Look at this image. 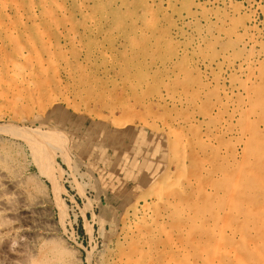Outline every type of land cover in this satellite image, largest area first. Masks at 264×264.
Returning <instances> with one entry per match:
<instances>
[{"label": "rangeland", "instance_id": "rangeland-1", "mask_svg": "<svg viewBox=\"0 0 264 264\" xmlns=\"http://www.w3.org/2000/svg\"><path fill=\"white\" fill-rule=\"evenodd\" d=\"M105 1L0 0L2 168L47 199L66 264H113L123 253L130 264H262V240L254 251L239 234L249 239L264 230V127L247 109L264 101L258 87L264 84V0ZM241 54L252 55L253 69L238 70ZM253 87L263 101L254 99ZM244 108L254 117L248 120ZM156 193L177 202L179 211L159 205ZM145 207L159 221H149ZM221 227L238 236L213 239Z\"/></svg>", "mask_w": 264, "mask_h": 264}, {"label": "bare ground", "instance_id": "bare-ground-1", "mask_svg": "<svg viewBox=\"0 0 264 264\" xmlns=\"http://www.w3.org/2000/svg\"><path fill=\"white\" fill-rule=\"evenodd\" d=\"M3 1V0H2ZM99 1V0H98ZM107 1V0H106ZM105 1V2H106ZM147 1V0H146ZM18 2V1H17ZM55 2H57V1H55ZM54 2V3H55ZM82 2V1H81ZM194 2V1H193ZM9 3V2H8ZM12 3V2H11ZM115 3V2H114ZM82 4H83V2H82ZM108 4V3H107ZM198 4H199V2H198ZM201 4V3H200ZM5 5V4H4ZM42 5V4H41ZM44 5V4H43ZM86 5V4H85ZM85 5H82V6H85ZM189 5V4H188ZM29 6V5H28ZM87 6V5H86ZM192 6V5H191ZM12 7V6H11ZM57 7H59V6H57ZM62 7V6H61ZM60 7V8H61ZM76 7V6H75ZM78 7H79V5H78ZM77 7V8H78ZM189 8H190V5L188 6ZM222 7V6H221ZM80 8V7H79ZM131 8V7H130ZM150 8H151V6H150ZM227 8V7H226ZM25 9V8H24ZM34 9V8H33ZM32 9V10H33ZM196 9V8H195ZM0 10H1V6H0ZM30 10V9H29ZM81 10H83V9H81ZM197 10V9H196ZM225 10V9H224ZM9 11V10H8ZM41 11V10H40ZM59 11H60V9H59ZM78 11H79V9H78ZM149 11H151V10H149ZM199 11V10H198ZM226 11V10H225ZM231 11V10H230ZM62 12V11H61ZM80 12V11H79ZM102 12H104V11H102ZM143 12V11H142ZM145 12V11H144ZM160 12V11H159ZM162 12V11H161ZM191 12V11H190ZM229 12V11H228ZM33 13V12H32ZM40 13V12H39ZM192 13V12H191ZM210 13V12H209ZM104 14V13H103ZM181 14V13H180ZM206 14V13H205ZM11 15V14H10ZM22 15V14H21ZM4 16V15H3ZM82 16H83V14H82ZM160 16V15H159ZM191 16H192V14H191ZM211 16V15H210ZM17 17V16H16ZM29 17H30V15H29ZM29 17H27L28 19H29ZM83 17H85V16H83ZM193 17V16H192ZM198 17V16H197ZM209 17V16H208ZM32 18V17H31ZM86 18V17H85ZM84 18V19H85ZM132 18V17H131ZM185 18V17H184ZM195 18V17H194ZM62 19H64V18H62ZM66 19V18H65ZM92 19V18H91ZM150 19V18H149ZM181 19V18H180ZM192 19V18H191ZM221 19V18H220ZM224 19V18H223ZM34 20V19H33ZM133 20V19H132ZM137 20V19H136ZM142 20V19H141ZM176 19H174V21H175ZM199 20V19H198ZM18 21V20H17ZM39 21V20H38ZM69 21V20H68ZM169 21V20H168ZM203 21V20H202ZM34 22V21H33ZM57 22V21H56ZM64 22V21H63ZM80 22H81V20H80ZM139 22V21H138ZM171 22H172V20H171ZM190 22V21H189ZM35 23V22H34ZM49 23H50V21H49ZM76 23H78V22H76ZM83 23V22H82ZM144 23H145V21H144ZM148 23V22H147ZM146 23V24H147ZM161 23V22H160ZM216 23H218V22H216ZM142 24H143V22H142ZM190 24V23H189ZM15 25V24H14ZM65 25V24H64ZM145 25V24H144ZM179 25V24H178ZM205 26V25H204ZM212 26V25H211ZM214 26V25H213ZM238 26V25H237ZM250 26V25H249ZM32 27V26H31ZM50 27V26H49ZM54 27H56V26H54ZM53 27V28H54ZM73 27V26H72ZM203 27V26H202ZM201 27V28H202ZM243 28H244V31L246 32V28L245 27H247V26H242ZM25 28V27H24ZM43 28V27H42ZM71 28V27H70ZM139 28H141V27H139ZM143 28V27H142ZM142 28H141V30H142ZM1 29V28H0ZM125 29H126V27H125ZM159 29V28H158ZM161 29V28H160ZM178 29V28H177ZM241 29V28H240ZM248 29V28H247ZM9 30V29H8ZM41 30V29H40ZM49 30V29H48ZM68 30H70V29H68ZM67 30V31H68ZM237 30V29H236ZM4 31V30H3ZM18 31V30H17ZM27 31H28V29H27ZM52 31V30H51ZM72 31H74V30H72ZM235 31V30H234ZM240 31V30H239ZM48 32V31H47ZM77 32V31H76ZM139 32V31H138ZM142 32H143V30H142ZM146 32V31H145ZM170 32V31H169ZM236 32V31H235ZM252 32V31H251ZM24 33V32H23ZM71 33V32H70ZM137 33V32H136ZM213 33V32H212ZM246 33H248V32H246ZM16 34V33H15ZM41 34V33H40ZM74 34V33H73ZM72 34V36H74ZM76 34V33H75ZM78 34V33H77ZM201 33H199V35H200ZM215 34H216V32H215ZM14 35V34H13ZM48 35V34H47ZM54 35V34H53ZM53 35H52V37H53ZM85 35V34H84ZM127 35H129V34H127ZM232 35V34H231ZM236 35H238V34H236ZM247 35V34H246ZM67 36H68V34H67ZM76 36V35H75ZM223 36V35H222ZM262 36V35H261ZM48 37V36H47ZM51 37V38H52ZM144 37V35H142V38ZM166 37V36H165ZM172 37V36H171ZM223 37H226V36H223ZM248 37V36H247ZM54 38V37H53ZM71 38V37H70ZM75 38V37H74ZM118 38V37H117ZM220 38H222V37H220ZM233 38V37H232ZM231 38V39H232ZM245 38V37H244ZM47 39V38H46ZM46 39H45V41H46ZM56 39V38H55ZM55 39H53V41L55 40ZM187 39V38H186ZM243 39V38H242ZM249 39V38H248ZM251 39H252V36H251ZM259 39V38H258ZM4 40V39H3ZM13 40V39H12ZM44 40V39H43ZM48 40V39H47ZM50 40V39H49ZM72 40V39H71ZM194 40V39H193ZM211 40V39H210ZM213 40V39H212ZM218 40V39H217ZM51 41V40H50ZM57 41V40H56ZM244 41V40H243ZM18 42V41H17ZM41 42H43V41H41ZM217 42V41H216ZM216 42H215V44H216ZM219 42V41H218ZM256 41H254V43H255ZM260 42V41H259ZM5 43V42H4ZM16 43V42H15ZM118 43V42H117ZM155 43V42H154ZM221 43V42H220ZM242 43H244V42H242ZM246 43V42H245ZM252 43V42H251ZM7 44V43H6ZM29 44V43H28ZM45 44V43H44ZM51 44H52V42H51ZM54 44V43H53ZM52 44V45H53ZM133 44V43H132ZM156 44V43H155ZM154 44V45H155ZM16 45V44H15ZM27 45V44H26ZM134 45V44H133ZM242 45V44H241ZM47 46H49V43L47 42ZM106 46V45H105ZM143 46V45H142ZM33 47H34V45H33ZM97 47V46H96ZM137 47V46H136ZM154 47V46H153ZM177 47V46H176ZM253 47V46H252ZM16 49V50H14L15 51V55L17 54L18 56H20V57H22V58H25V57H27L26 55H24V53H23V51H22V49L21 48H26V47H21V48H17V47H13V49ZM28 48H29V46H28ZM36 48V47H35ZM49 47H47V49H48ZM140 48V47H139ZM197 48H199V45H198V47ZM209 48V47H208ZM4 49V48H3ZM38 48H36V51L38 52L39 51V49L37 50ZM51 49V48H50ZM52 49H53V46H52ZM223 49V48H222ZM248 49V48H247ZM262 49V48H261ZM33 50V49H32ZM45 50V49H44ZM120 50V49H119ZM190 50V49H189ZM210 50V49H209ZM224 50V49H223ZM235 50V49H234ZM249 50V49H248ZM257 50V49H256ZM49 51L51 52V50H48L47 52L49 53ZM99 51V50H98ZM182 51V50H181ZM185 51V50H184ZM227 51H229V50H227ZM247 51V50H246ZM246 51H244V52H246ZM32 52V51H31ZM46 52V51H45ZM230 52V51H229ZM232 52V51H231ZM251 52H253L252 50H251ZM33 53H35V52H33ZM152 53V52H151ZM26 54H27V52H26ZM37 54V53H36ZM44 54V53H43ZM46 54V53H45ZM245 54V53H244ZM248 54V53H247ZM246 54V55H247ZM251 54V53H250ZM28 55V54H27ZM38 55V54H37ZM50 55H51V53H50ZM53 55V54H52ZM102 55V54H101ZM226 55V54H225ZM246 55H244V56H246ZM252 55H253V53H252ZM252 55H249L250 57L252 56ZM258 55V54H257ZM30 56L32 57V56H34V55H31L30 54ZM39 56V55H38ZM47 56V55H46ZM112 56V55H111ZM110 55H109V57H111ZM125 56V55H124ZM223 56H224V54H223ZM242 56V54L240 55V57ZM248 55H247V57H243V58H240L241 60H240V62L238 61V62H236L238 65V70L240 71V72H243L244 71V68L246 69L247 67H250L249 65H250V59L248 58L249 57ZM9 57V56H8ZM37 57V56H36ZM49 57V56H48ZM48 57H47V59H48ZM103 57V56H102ZM200 57V56H199ZM222 57V56H221ZM232 57V56H231ZM237 57V56H236ZM29 58V57H28ZM34 58V57H33ZM124 58V57H123ZM133 58V57H132ZM131 58V59H132ZM253 58H256V56L255 57H253ZM32 59V58H31ZM40 59V58H39ZM51 59V58H50ZM155 59V58H154ZM206 59V58H205ZM236 59H238V58H236ZM27 60V59H26ZM29 60H30V58H29ZM36 60V59H35ZM42 59H40V61H41ZM136 60V59H135ZM232 60V59H231ZM230 60V61H231ZM255 60H257V59H255ZM51 61V60H50ZM214 61V60H213ZM229 61V64L231 63ZM236 61V60H235ZM12 62V61H11ZM15 62V61H14ZM28 62V61H27ZM32 62H34V60L32 61ZM36 62H39L38 60H36ZM36 62H35V64H36ZM130 62V61H129ZM255 62V61H254ZM257 62V61H256ZM21 63V62H20ZM148 63V62H147ZM233 63H234V60H233ZM244 63L246 64L245 65V67H243L244 66ZM28 64H30V62L28 63ZM262 64V63H261ZM17 65V64H16ZM15 65V66H16ZM18 65H19V63H18ZM27 65V64H26ZM149 65V64H148ZM193 65V64H192ZM259 65H260V63H259ZM259 65H258V67H259ZM14 66V65H13ZM20 66V65H19ZM31 66V65H30ZM41 66V65H40ZM44 66V65H43ZM255 66V65H254ZM261 66V65H260ZM263 66V65H262ZM21 67V66H20ZM23 67V66H22ZM164 67H166V66H164ZM214 67V66H213ZM257 67V68H258ZM264 67V66H263ZM1 68V67H0ZM12 68V67H11ZM16 68V67H15ZM36 68V67H35ZM44 68V67H43ZM148 68V67H147ZM233 68H235V67H233ZM250 68H252V66L250 67ZM249 68V69H250ZM257 68H256V70H257ZM21 69H23V68H21ZM25 69H27V68H25ZM30 69V68H29ZM45 69V68H44ZM192 69V68H191ZM228 69H230V68H228ZM253 69V68H252ZM251 69V70H252ZM34 70V69H33ZM38 69H36L35 70V72L34 73H36V71H37ZM126 70H127V68H126ZM235 70V69H234ZM247 70V69H246ZM261 70H264V69H262V67H261ZM2 71H3V69H2ZM11 71H13V69L11 70ZM250 70H248V71H246V72H249ZM259 71H260V69H259ZM26 73H27V71H25ZM32 72V71H31ZM151 72V71H150ZM182 72V71H181ZM17 73V72H16ZM24 73V72H23ZM54 73V72H53ZM58 73V72H57ZM56 73V74H57ZM122 73V72H121ZM217 73V72H216ZM250 73H251V71H250ZM250 73L248 74V75H250ZM262 73V72H261ZM10 73H8V75H9ZM29 74H30V72H29ZM32 74V73H31ZM30 74V75H31ZM234 74H236V73H234ZM241 74V73H240ZM245 74V73H244ZM257 74H258V72H257ZM255 74V76H254V74H253V76L254 77H256L257 78V76L259 75L260 76V74ZM263 74V73H262ZM261 74V76H263ZM17 75H18V73H17ZM33 75V74H32ZM122 75V74H121ZM132 75V74H131ZM228 75V74H227ZM238 75H239V73H238ZM246 75H247V73H246ZM245 75V76H246ZM252 75V74H251ZM12 76V75H11ZM19 76V75H18ZM35 76V75H34ZM38 76V75H37ZM150 76V75H149ZM185 76V75H184ZM244 76V75H243ZM13 77V76H12ZM20 79H27L28 78V75H27V78L25 77V74H21L20 76ZM56 77V76H55ZM126 77V76H125ZM133 77V76H132ZM197 77V76H196ZM217 77V76H216ZM235 77V76H234ZM253 77V78H254ZM264 77V76H263ZM17 78V77H16ZM198 78V77H197ZM200 78V77H199ZM36 79H38V78H36ZM54 79V78H53ZM57 79V81L59 80V78H55V80ZM135 79H136V77H135ZM214 79V78H213ZM259 79V78H258ZM261 79V78H260ZM259 79V80H260ZM158 80V79H157ZM211 80V79H210ZM216 80V79H215ZM247 80V79H246ZM16 81V80H15ZM29 82V84H30V80H28ZM255 81V80H254ZM23 82H24V80H23ZM130 82H132V81H130ZM147 82V81H146ZM198 82V81H197ZM205 82V81H204ZM231 82V81H230ZM229 82V83H230ZM245 82V81H244ZM251 84H253L252 82H251V80L249 81ZM25 83H26V80H25ZM38 83V82H37ZM44 83V82H43ZM60 83V82H59ZM214 83V82H213ZM228 83V84H229ZM255 83V82H254ZM256 83L258 84V81H256ZM45 84H47V83H45ZM146 84H148V82L146 83ZM171 84V83H170ZM179 84V83H178ZM177 84V85H178ZM262 84V83H261ZM260 83H259V86L258 87H260V89H262L263 90V87H264V84H262L261 85ZM14 85V84H13ZM28 85V84H27ZM33 85V84H32ZM176 85V86H177ZM192 85V84H191ZM199 85V84H198ZM217 85H219V84H217ZM244 86H245V83L243 84ZM242 85V86H243ZM248 85H250V84H248ZM18 86V85H17ZM29 86V85H28ZM207 86V85H206ZM236 86V85H235ZM243 86V87H244ZM247 86V85H246ZM11 87V86H10ZM139 87V86H138ZM196 87V86H195ZM220 87V86H219ZM249 87V86H248ZM16 88V87H15ZM192 88V87H191ZM213 88H214V86H213ZM245 88V87H244ZM23 89V88H22ZM172 89V88H171ZM185 88H183V89H181V90H184ZM211 89V88H210ZM215 89V88H214ZM231 89V88H230ZM243 89V88H242ZM253 89H254V87H253ZM256 89H257V87H256ZM256 89H254L253 90V92L254 91H256L255 92V94H254V99H255V96L257 97V98H259V95H257V92L258 91H260L259 90V88H258V91L256 90ZM14 90V89H13ZM27 90H28V88H27ZM195 90V89H194ZM193 90V91H194ZM244 90V89H243ZM245 90L247 91V88H245ZM244 90V91H245ZM32 90H30V92H31ZM192 91V92H193ZM131 92V91H130ZM189 92H191V91H189ZM230 92H231V90H230ZM239 92V91H238ZM248 92H249V89H248ZM262 92V91H261ZM206 93V92H205ZM214 93V92H213ZM237 93V92H236ZM250 93V92H249ZM150 94V93H149ZM152 94V93H151ZM192 94V93H191ZM194 94V93H193ZM212 94V93H211ZM220 94V93H219ZM258 94H260L259 92H258ZM197 95V94H196ZM200 95V94H199ZM208 95V94H207ZM222 95V94H221ZM220 95V96H221ZM227 95V94H226ZM234 95V94H233ZM247 97H248V94L246 93L245 94ZM130 96V95H129ZM148 96V95H147ZM150 96V95H149ZM236 96V95H235ZM225 97V96H224ZM246 97V98H247ZM250 97H251V95H250ZM250 97H249V100L248 99H246V101L248 100V102L250 103L251 101H252V98L250 99ZM211 98V97H210ZM223 98V97H222ZM260 98H262V96L260 95ZM259 98V100H262L263 101V98L262 99H260ZM217 99V98H216ZM232 99H234L233 97H232ZM240 99V98H239ZM242 99V98H241ZM253 99V100H254ZM36 100V99H35ZM227 100V99H226ZM236 100V99H235ZM257 100V99H256ZM240 101V100H239ZM242 101H244L245 103H246V101L245 100H242ZM136 102V101H135ZM218 102V101H217ZM220 102V101H219ZM217 103V105L218 104H220V103ZM243 102V103H244ZM247 102V103H248ZM36 103V102H35ZM163 103V102H162ZM246 103V104H247ZM263 103H264V101L262 102V103H259L258 101H255L254 103H252L251 102V104H250V107L251 106H253V107H255V108H247L249 111L250 110H253V112H254V114H255V116H257V117H255V118H257V121L258 122H261V124L260 125H262L263 127H264V106H263ZM202 104V103H201ZM230 105H231V103H229ZM147 105V104H146ZM211 106V105H210ZM228 106V105H227ZM235 106V105H234ZM244 107H246V106H244ZM226 108H228V107H226ZM187 109V108H186ZM246 109V111H245V108H244V111L245 112H243L242 111V113H245V115H246V113H247V110ZM11 110H13V109H11ZM237 110H239V109H237ZM258 110V111H257ZM228 111V110H227ZM12 112H14V111H12ZM231 112V111H230ZM209 115V114H208ZM240 115V114H239ZM222 116V115H221ZM254 117V115L252 114V115H246V118L249 120L250 119V117L251 118H253ZM208 118V117H207ZM252 120V119H251ZM250 120V121H251ZM253 121V120H252ZM255 123H256V121H255ZM230 124V123H229ZM258 124V123H257ZM258 126V125H257ZM171 127V126H170ZM256 127V126H255ZM189 128V127H188ZM218 128V127H217ZM256 128H258V127H256ZM206 129V128H205ZM214 129V128H213ZM232 129V128H231ZM245 129V128H244ZM264 129V128H263ZM224 130V129H223ZM202 131V130H201ZM256 131H258V130H256ZM255 131V132H256ZM173 132H176V134H177V131H173ZM218 133V132H217ZM230 133V132H229ZM239 133V132H238ZM256 133H258V132H256ZM261 133V132H260ZM179 134V133H178ZM245 134V133H244ZM263 134V133H262ZM200 136V135H199ZM245 136V135H244ZM205 138V137H204ZM225 140V139H224ZM243 140V139H242ZM189 141H190V139H189ZM243 143H244V141H243ZM260 143H262V141L260 142ZM244 146V145H243ZM263 146V145H262ZM250 147V146H249ZM198 148V147H197ZM264 148V147H263ZM263 148H262V150H263ZM1 149H4V148H0V150ZM4 150H7V149H4ZM3 150V151H4ZM9 150V149H8ZM243 150V149H242ZM246 151H248V149L246 150ZM7 152V151H6ZM228 152V151H227ZM233 152V151H232ZM4 153V152H3ZM237 153V152H236ZM242 153H243V151L241 152V155H242ZM0 154H2V153H0ZM19 154V153H18ZM175 154V153H174ZM194 154V153H193ZM5 155V154H4ZM209 155V154H208ZM0 157H1V155H0ZM5 157V156H4ZM9 157V156H8ZM10 158V157H9ZM12 158V157H11ZM242 158V157H241ZM250 159V158H249ZM10 160V159H9ZM213 162V161H212ZM4 163H5V159L4 160H1L0 159V264H66L67 262H66V260L64 259V258H66V257H63V252L65 251L64 249V251L63 250H61V248L57 245V242L58 243H60L59 241H55V239H53V237H54V235H52L53 234V232H52V230H53V225H51V218L49 217V214H47L48 212L47 211H45L46 210V205L44 206L43 204H44V202L46 201L47 202V199L45 200L43 197L41 198V197H37V196H35V195H33L32 193V195L30 194V190H27V188H26V186L22 183V181L19 179V177L18 176H16V175H13L12 173H9L8 172V167L6 168L7 170L5 171L2 167L4 166ZM14 163V162H13ZM10 164H11V162H10ZM6 165H8V164H6ZM13 165V164H12ZM191 165V164H190ZM9 166H11V165H9ZM14 166V165H13ZM40 166V165H39ZM215 166V165H214ZM218 167V166H217ZM189 168V167H188ZM213 168V167H212ZM10 169V168H9ZM220 169H222V168H220ZM220 169H218L219 171H220ZM239 168H237V170H238ZM246 169V168H245ZM39 170L41 171V167H39ZM12 171V170H11ZM223 172L225 173V171L223 170ZM222 172V173H223ZM166 173V172H165ZM228 173V172H227ZM227 173H225V175L227 174ZM232 173V172H231ZM237 173H238V171H237ZM14 174H16L15 173V171H14ZM229 174V173H228ZM216 175V174H215ZM232 175V174H231ZM230 175V176H231ZM26 177V176H25ZM224 177V176H223ZM229 177V176H228ZM228 177L226 178L227 180H228ZM232 177V176H231ZM234 177V176H233ZM221 178V177H220ZM237 178V177H236ZM224 179V178H223ZM231 179V178H230ZM234 179V178H233ZM232 179V180H233ZM232 181H230V183H231ZM235 182H236V179H235ZM234 182V183H235ZM231 184H233V183H231ZM235 187V186H234ZM172 188V187H171ZM204 188V187H203ZM233 188V187H232ZM231 188V189H232ZM156 189V188H155ZM205 190V189H204ZM228 190H230V188L228 189ZM203 191V190H202ZM204 192V191H203ZM232 193V192H231ZM209 194V193H208ZM213 194H215L214 192H213ZM227 194H228V192H227ZM156 195V197H157V201H159L160 203H159V205L162 203V204H164V205H166L167 206V208L169 209V210H175L176 209V207H178V203L177 202H172V201H170V198L168 199V198H166V197H163V196H161L159 193H156L155 194ZM43 196V195H42ZM214 196V195H213ZM228 196V195H227ZM226 196V197H227ZM205 197V196H204ZM207 198V197H206ZM208 198L210 199V197L208 196ZM207 198V199H208ZM228 198V197H227ZM231 198V197H230ZM235 198V197H234ZM239 199V198H238ZM206 200V199H205ZM230 200V199H229ZM174 201V200H173ZM216 201V200H215ZM233 201H236V200H233ZM45 202V203H46ZM211 202V201H210ZM226 202H227V200H226ZM225 202V203H226ZM255 202H258V201H255ZM214 203V202H213ZM228 203V202H227ZM244 203V202H243ZM242 203V204H243ZM231 204H235V203H230V205ZM127 205H129V204H127ZM177 205V206H176ZM193 205V204H192ZM225 205V204H224ZM236 205V204H235ZM249 205V204H248ZM264 205V204H263ZM183 206V205H182ZM217 206V205H216ZM215 206V207H216ZM226 206V205H225ZM228 206V205H227ZM226 206V207H227ZM245 206V205H244ZM259 205H257L256 207H258ZM140 207V206H139ZM208 207V206H207ZM212 207V205L210 206V208ZM225 207V208H226ZM234 207V206H233ZM255 207V208H256ZM260 207H262V205H260ZM180 208H181V206H180ZM179 208V209H180ZM210 208H207V209H210ZM214 208V207H213ZM224 208V209H225ZM228 208V207H227ZM232 208V207H231ZM235 208V207H234ZM245 208H246V211H251V210H253V209H251V207H249V206H245ZM149 208L147 207H145L144 208V214L143 215H145V217L149 220V221H153V222H157V221H159V217L161 216L160 214H154L152 211H146V210H148ZM196 209V208H195ZM206 209V210H207ZM215 209H217V207L215 208ZM229 209V208H228ZM236 209V208H235ZM257 210H261V209H258V208H256ZM255 209V210H256ZM263 209H264V207H263ZM127 210V209H126ZM142 210V209H141ZM176 210H178V209H176ZM192 210V209H191ZM194 210V209H193ZM211 210H213V209H211ZM226 210V209H225ZM234 210V209H233ZM232 210V211H233ZM179 211V210H178ZM178 211H177V213H178ZM185 211V210H184ZM228 211V210H227ZM195 212V211H194ZM208 212H210V210L209 211H207V213H205V214H208ZM226 211H223V213H225ZM253 212V211H252ZM255 212V211H254ZM51 213V212H50ZM174 213H176V211H174ZM173 213V215H175ZM189 213V212H188ZM196 213V212H195ZM194 213V214H195ZM198 213V212H197ZM220 213V212H219ZM218 213V214H219ZM226 213H228L229 214V212H226ZM233 213V212H232ZM181 214V213H180ZM184 214V213H183ZM190 214H191V212H190ZM236 215H237V213H235ZM198 215V214H197ZM210 215V214H209ZM221 215V214H220ZM233 215H234V213H233ZM235 215V216H236ZM239 216H240V214H238ZM263 215H264V213H263ZM263 215H260L259 214V216H263ZM188 216V215H187ZM200 216V215H199ZM256 217H255V219H257V215H255ZM258 216V217H259ZM177 217V216H176ZM189 217H190V219H192L191 217V215H189ZM195 216L193 215V218H194ZM197 218H199L198 216H196ZM211 217V216H210ZM238 217V216H237ZM140 218H141V216H140ZM175 218V217H174ZM208 218V217H207ZM260 218V217H259ZM263 218V217H262ZM164 219V218H163ZM178 219L179 218H176V220L178 221ZM200 220V222L202 221V217H201V219H199ZM205 220V219H204ZM210 220V219H209ZM258 220V219H257ZM193 221V220H192ZM244 221V220H243ZM176 222V221H175ZM184 222V221H183ZM182 222V223H183ZM188 222V221H187ZM194 222H195V219H194ZM205 222V221H204ZM229 222V221H228ZM247 222V221H246ZM259 222V221H258ZM257 222V224H259ZM181 223V224H182ZM198 223H199V221H198ZM202 223V222H201ZM201 223H200V227L202 226L201 225ZM215 223V222H214ZM220 223V222H219ZM239 223V222H238ZM245 223V222H244ZM163 224V223H162ZM176 224V223H175ZM178 224V223H177ZM184 224H186L185 222H184ZM188 224V223H187ZM186 224V225H187ZM194 224V223H193ZM196 224H197V222H196ZM231 225H233L232 223H230ZM243 224V223H242ZM256 224V225H257ZM134 225H136V224H134ZM160 225V224H159ZM190 224H188V226H189ZM192 225V224H191ZM209 225V224H208ZM235 225V224H234ZM255 225V226H256ZM263 225V224H262ZM157 226V225H156ZM171 226H173L172 224H171ZM180 226V225H179ZM184 226V225H183ZM193 226V225H192ZM198 226V228H200L199 227V225H197ZM204 226V225H203ZM206 226V225H205ZM236 226V225H235ZM234 226V227H235ZM241 226V225H240ZM159 227V226H158ZM210 227V226H209ZM227 227V226H226ZM230 228H231V226H229ZM55 228V227H54ZM142 228H144V227H142ZM156 228V227H155ZM160 228H162V226H160ZM177 228V227H176ZM180 228V227H179ZM197 228V229H198ZM203 228H205V227H203ZM236 228V227H235ZM264 228V227H263ZM145 229V228H144ZM166 229V228H165ZM174 229V228H173ZM185 229V228H184ZM191 229H193L194 230V227L192 228L191 227ZM197 229H195V230H197ZM216 229V228H215ZM236 229H238V228H236ZM242 229V228H241ZM254 229V228H253ZM259 229V228H258ZM135 230V229H134ZM180 230V229H179ZM202 230V229H201ZM208 230V229H207ZM231 230V229H230ZM229 230V231H230ZM38 231H40L39 233H37ZM54 231V230H53ZM129 231V230H128ZM140 231H142V230H140ZM140 231H138V232H140ZM165 231V230H164ZM170 231V230H169ZM175 231H177V230H175ZM199 231H200V229H199ZM213 231V230H212ZM233 231H234V229H233ZM127 232V231H126ZM171 232V231H170ZM203 232V231H202ZM202 232H200V234L202 233ZM205 232V231H204ZM215 233L213 234V239L214 238H218L217 240L220 242L221 240L224 242L225 241V239H227L226 237H228L229 235V238H231L230 239V242H231V240H232V237H234L236 234H233L232 232H230V234H228L227 233V231L225 230V228H220L219 230H217V231H214ZM235 232V231H234ZM249 232V231H248ZM140 233H142V232H140ZM161 233H163V231H161ZM173 233V232H172ZM176 233V232H175ZM236 233V232H235ZM251 233V232H250ZM165 235H166V232L164 233ZM163 234V235H164ZM209 234V233H208ZM211 234V233H210ZM133 235V234H132ZM138 235V234H137ZM170 235V234H169ZM204 235V234H203ZM253 235L254 236H257V237H252V238H254V240H251V241H249V239L251 238V237H249V239L247 238V237H245V238H247V239H245L244 238V236H243V234H239V237H240V239H239V241H242V244L244 243V245H247V246H252L253 247V250L255 251V249H254V247H256V244L258 243L259 244V240L261 239L262 241H261V243H264L263 241H264V230L263 229H261V230H255L254 231V233H253ZM140 236V235H139ZM175 236V235H174ZM196 236V235H195ZM202 236V235H201ZM236 236H238V234L236 235ZM135 237V236H134ZM142 237H144V235L142 236ZM165 237V236H164ZM172 237V236H171ZM171 237L169 238V239H171ZM137 238V237H136ZM160 238V237H159ZM203 238V237H202ZM238 238V237H237ZM236 238V239H237ZM251 238V239H252ZM154 239V238H153ZM164 239V238H163ZM165 239H166V237H165ZM175 239V238H174ZM135 240V239H134ZM134 240H132V242L131 243H133V241ZM138 240V239H137ZM183 240V239H182ZM216 240V239H215ZM229 240V239H228ZM233 240H234V238H233ZM172 241H174V240H172ZM171 241V242H172ZM177 241V240H176ZM211 241V240H210ZM127 242V241H126ZM182 242H185V240L184 241H182ZM181 242V243H182ZM233 243H234V241H232ZM199 243H201V242H199ZM226 243V242H225ZM232 243V245H234ZM134 244V243H133ZM139 244V243H138ZM137 244V245H138ZM144 244L146 245L147 243L146 242H144ZM143 243H142V245H144ZM152 244H153V242H152ZM174 244V243H173ZM176 244V243H175ZM183 244H185V243H183ZM241 244V243H240ZM239 244V245H240ZM241 244V245H242ZM120 245V244H119ZM130 245V244H129ZM160 245V244H159ZM169 245V244H168ZM241 245H240V247H241ZM147 246V245H146ZM182 246V245H181ZM187 246H189V245H187ZM237 247H238V244L236 245ZM123 247H125V246H123ZM138 247V249H140L141 250V245L140 246H132V248H134V249H136ZM158 247V246H157ZM165 247V246H164ZM168 247V246H167ZM171 247V246H170ZM169 247V248H170ZM174 247V246H173ZM185 247H186V245H185ZM221 247V246H220ZM219 247V248H220ZM225 247V246H224ZM166 248V247H165ZM189 248V247H188ZM187 248V249H188ZM230 248V247H229ZM233 248V247H232ZM242 248V247H241ZM69 249V248H68ZM103 249V248H102ZM144 249V248H143ZM148 248H146V250H147ZM155 249H157V248H155ZM168 249V248H167ZM172 249V248H171ZM191 249V248H190ZM222 249V248H221ZM224 249V248H223ZM227 249V248H226ZM231 249V248H230ZM237 249V248H236ZM145 250V249H144ZM189 250V249H188ZM235 250V249H234ZM248 250V249H247ZM137 251H139V250H137ZM236 251V250H235ZM240 251V250H239ZM253 251V252H254ZM260 251V250H259ZM115 252V251H114ZM148 252V251H147ZM153 252H154V249H153ZM212 252V251H211ZM246 252V251H245ZM248 252V251H247ZM252 252V253H253ZM258 252V251H257ZM261 252V251H260ZM104 253V252H103ZM102 253V254H103ZM106 253V252H105ZM112 253V252H111ZM145 253V252H144ZM149 253V252H148ZM148 253L146 254V255H148ZM214 253H216V252H214ZM230 253V252H229ZM235 253V252H234ZM249 253H251V251L249 252ZM71 254V253H70ZM74 254V253H73ZM204 254V253H203ZM223 254H225V252L223 253ZM233 254V253H232ZM231 254V255H232ZM109 255H110V253H109ZM137 255V254H136ZM189 255V254H188ZM192 255H193V253H192ZM192 255H191V257H192ZM231 255H230V257H231ZM248 255V254H247ZM262 254L260 253V255H257V256H261ZM143 256H144V254H143ZM149 256V255H148ZM147 256V257H148ZM182 256H183V254H182ZM186 256V255H185ZM224 256H227V255H224ZM245 257H246V254L244 255ZM252 256V255H251ZM254 256H255V254H254ZM118 257V256H117ZM145 257V256H144ZM190 257V258H191ZM222 257V256H221ZM253 257V256H252ZM252 257H251V259H252ZM68 258V257H67ZM75 258V257H74ZM102 258H104V257H102ZM143 258V257H142ZM152 258H153V256H152ZM166 258V257H165ZM226 258V257H225ZM260 258V257H259ZM263 257H261V259H262ZM108 259V258H107ZM106 259V260H107ZM117 259V258H116ZM144 259V258H143ZM151 259V258H150ZM195 259H196V257H195ZM205 259V258H204ZM212 259V258H211ZM239 259V258H238ZM243 259V258H242ZM241 259V260H242ZM245 259V258H244ZM250 259V258H249ZM255 259V258H254ZM130 260H131V258H130V256H129V254L128 253H123L122 255H119V258L117 259V261H113V264H130ZM145 260V259H144ZM153 260V259H152ZM184 260H185V258H184ZM194 260V259H193ZM192 260V261H193ZM220 260V259H219ZM222 261H223V257H222V259H221ZM231 260V259H230ZM235 260V259H234ZM234 260H232V261H234ZM241 260H239V261H241ZM68 261H70V259L68 260ZM72 261V260H71ZM74 261V260H73ZM101 260H99V262H100ZM104 261V260H103ZM145 261H148V260H145ZM170 261V260H169ZM182 261V260H181ZM180 261V262H181ZM228 261V260H227ZM236 261V260H235ZM259 261V260H258ZM258 261H257V264H258ZM262 261L263 262H260V263H264V259H262ZM76 262V261H75ZM95 262V261H94ZM98 262V263H99ZM151 262V261H150ZM150 262H148V263H150ZM156 262V261H155ZM197 262V261H196ZM212 262H214L213 260H212ZM216 262V261H215ZM243 262V261H242ZM97 263V264H98ZM111 263V262H110ZM171 263V262H170ZM198 263V262H197ZM200 263V262H199ZM219 262H217V264H218ZM243 263H245V261L243 262ZM242 264V263H241ZM246 264V263H245ZM252 264H254V263H252Z\"/></svg>", "mask_w": 264, "mask_h": 264}]
</instances>
